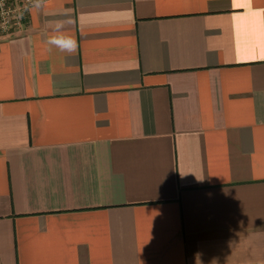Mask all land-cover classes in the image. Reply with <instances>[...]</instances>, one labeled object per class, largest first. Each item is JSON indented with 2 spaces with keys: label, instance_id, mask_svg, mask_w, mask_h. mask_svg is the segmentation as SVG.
<instances>
[{
  "label": "crops",
  "instance_id": "1",
  "mask_svg": "<svg viewBox=\"0 0 264 264\" xmlns=\"http://www.w3.org/2000/svg\"><path fill=\"white\" fill-rule=\"evenodd\" d=\"M0 264H264V0H45L0 37Z\"/></svg>",
  "mask_w": 264,
  "mask_h": 264
},
{
  "label": "built area",
  "instance_id": "2",
  "mask_svg": "<svg viewBox=\"0 0 264 264\" xmlns=\"http://www.w3.org/2000/svg\"><path fill=\"white\" fill-rule=\"evenodd\" d=\"M32 6L30 0H0V37L20 32Z\"/></svg>",
  "mask_w": 264,
  "mask_h": 264
},
{
  "label": "clouds",
  "instance_id": "3",
  "mask_svg": "<svg viewBox=\"0 0 264 264\" xmlns=\"http://www.w3.org/2000/svg\"><path fill=\"white\" fill-rule=\"evenodd\" d=\"M34 8L39 9L45 3V0H30ZM64 21H55L52 34L48 37L46 43L49 50L52 48L58 49L61 52L74 54L78 49V42L74 35L64 31ZM197 178V177H196ZM198 181H202L198 179Z\"/></svg>",
  "mask_w": 264,
  "mask_h": 264
},
{
  "label": "snow or ice",
  "instance_id": "4",
  "mask_svg": "<svg viewBox=\"0 0 264 264\" xmlns=\"http://www.w3.org/2000/svg\"><path fill=\"white\" fill-rule=\"evenodd\" d=\"M251 0H233V6L238 7L241 4H250Z\"/></svg>",
  "mask_w": 264,
  "mask_h": 264
}]
</instances>
